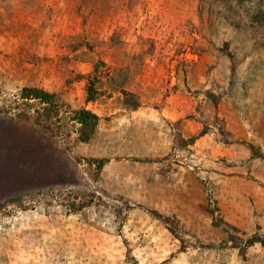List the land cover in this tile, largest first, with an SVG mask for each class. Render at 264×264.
Returning a JSON list of instances; mask_svg holds the SVG:
<instances>
[{"label": "rangeland", "instance_id": "rangeland-1", "mask_svg": "<svg viewBox=\"0 0 264 264\" xmlns=\"http://www.w3.org/2000/svg\"><path fill=\"white\" fill-rule=\"evenodd\" d=\"M18 1L0 0V264H264L247 245L264 237V0L116 2L96 55L85 33L48 51L53 0ZM79 109L99 118L88 143Z\"/></svg>", "mask_w": 264, "mask_h": 264}, {"label": "crops", "instance_id": "crops-1", "mask_svg": "<svg viewBox=\"0 0 264 264\" xmlns=\"http://www.w3.org/2000/svg\"><path fill=\"white\" fill-rule=\"evenodd\" d=\"M96 1L101 3V6H99L98 2ZM126 1L127 0H89L86 2L84 0L83 2H75L72 0H53L52 2H49L51 3L52 10L49 12H38V14L42 13L45 19L47 18L46 24L51 22L46 25L47 28L45 30V33L49 35L47 39V43L49 44L47 50L52 53H55L56 51L59 53H61V51H66L65 48L59 46L60 38L56 37V35L78 36L83 33L89 35L93 39L92 55H96V52L98 51L97 48H99L97 46H101V48H103V52H105L107 49L110 50V44L107 43V40L110 36V33H113V30H111L112 27L118 25L119 20L125 21L127 18L124 17V19H121L119 15L112 16L114 9L111 8V5H116V2H119L120 6L125 4ZM17 3L20 5V0ZM94 4H96V6L93 8ZM58 7H63V9L60 10L62 11V15L61 12L58 11ZM59 19L62 20L60 21ZM35 26L42 27L41 24H37ZM76 41L78 42L77 38ZM86 64L75 62V66H85ZM244 133L245 131L243 132L240 130L239 134L243 136Z\"/></svg>", "mask_w": 264, "mask_h": 264}, {"label": "trees", "instance_id": "trees-1", "mask_svg": "<svg viewBox=\"0 0 264 264\" xmlns=\"http://www.w3.org/2000/svg\"><path fill=\"white\" fill-rule=\"evenodd\" d=\"M235 1L237 4L241 5L245 3L247 0H235ZM250 19L254 25H256L257 27L263 30V38H264V11L260 10V11L254 12L250 16ZM95 70L96 69H94V73H95ZM123 81L125 80L122 79L121 82ZM114 83L117 84L116 81ZM100 85L101 84L99 83V81H97V79L95 78L87 81L86 89H85L87 102H94L97 100V98L99 97L98 89ZM95 86H97L98 89ZM21 97L24 99H35L37 101H40L41 103H44L46 105L45 115L47 117H49L50 115L49 113L51 114L55 113V110L57 108L55 104L56 103L55 94L48 93L42 89L26 87L22 89ZM123 99H124V104H125L124 106L127 109L135 110L139 107V102L135 100L136 98L134 95L125 92ZM72 113H73V116H72L73 121H75L79 126V129H78L79 141L82 143H88L92 139L93 135L95 134L98 120H99L98 116L88 109H79L77 111H73ZM100 168L101 166L98 167V169ZM82 206H84V204ZM164 221H165L164 223L167 224V219H164ZM255 243L260 244L264 248V237L254 235L252 236V238L248 240L247 245L249 247Z\"/></svg>", "mask_w": 264, "mask_h": 264}]
</instances>
